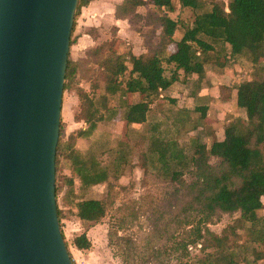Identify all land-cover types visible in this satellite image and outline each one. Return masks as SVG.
<instances>
[{
  "label": "rangeland",
  "instance_id": "obj_1",
  "mask_svg": "<svg viewBox=\"0 0 264 264\" xmlns=\"http://www.w3.org/2000/svg\"><path fill=\"white\" fill-rule=\"evenodd\" d=\"M171 1L175 12L172 16H177L182 24L185 22L184 25L192 20L194 14L201 12H180L176 0ZM222 2L225 6L228 0ZM83 9L85 8L78 9L69 37L67 58L76 61L77 66L72 81L66 83L69 87L63 89L61 95L58 132L59 140L63 143L69 135L86 128L85 124L74 121L73 117L79 112V100L72 87L81 88L94 99L102 94L103 84L98 76L99 70L86 56L87 52L103 42L117 38L122 40V45L115 50L127 56L126 53L132 45L141 49L142 36L149 31L143 25L147 6L136 9L138 19L126 18L121 23L119 32L113 29L111 13L106 8L99 12L100 16H96L92 10L93 13H86L84 17ZM92 27H98L99 31L96 32L97 29ZM177 31L173 39L178 38ZM84 33L91 37L98 36L93 47H90L91 43L88 46L78 44ZM103 57L104 55L101 58ZM233 63L232 66L237 70L236 64L244 66L241 72H235L238 78H229L230 85L237 82L236 89L251 74L245 68L244 61L235 60ZM260 68L264 69V63H260ZM261 74L264 76V70H261ZM209 77L210 75H205L199 79L197 86L195 80L190 84L173 86L166 93V99H162L161 92V98H155L146 114L145 122L139 125L125 126L122 120L125 108L120 97L109 96L106 112L99 111L103 120L95 124L88 137L78 138L73 143V150L80 156L92 158L107 169V183L82 189L78 180L72 177L73 184L69 188L65 185L71 175L68 173L69 163L63 157H58L54 176L55 206L59 211V230L72 264H121L122 260L126 264H218L215 259L220 250L201 249L193 243L194 228L202 229L204 226L216 235L224 231L227 240L221 253L222 256L230 255L232 264H264V244L259 241L262 237L259 223L250 227L248 223H235L237 213L219 215L217 212L210 214L208 221L201 223L203 217L198 213L199 207L195 204L198 187L191 186L196 181V176L189 162L184 167L169 164L170 171L180 172L178 181L172 182L169 173H165L160 164L154 161L156 155L151 153L155 148L152 145L155 139L157 142L161 141L160 143L162 140H171L177 145L176 150H180L188 161L194 143L200 141L199 136L205 128L214 127L219 130L225 121L234 120V117L244 118V110L235 108L231 102L230 92L223 95L220 93L224 76L211 74L212 82ZM94 84L97 86L94 87ZM206 97L213 101L207 106L201 125H197L193 133L186 134L185 131L200 119V113L195 112L193 103H201L202 98ZM127 99L134 103L139 100V96L128 95ZM241 125L244 127L245 123ZM262 158L264 162V149ZM218 163L217 159L208 161L216 170ZM69 189L72 190V196L67 194ZM81 199H97L103 202L104 216L96 223L80 222L75 217L74 204ZM260 202L263 209L258 211V215L264 216V197L260 198ZM230 228H234V235ZM109 232L125 239L117 241L118 247L114 249L119 250L121 256L108 246ZM81 233H85L90 243L87 251H77L71 246V240ZM200 242L198 240L196 244Z\"/></svg>",
  "mask_w": 264,
  "mask_h": 264
},
{
  "label": "trees",
  "instance_id": "obj_2",
  "mask_svg": "<svg viewBox=\"0 0 264 264\" xmlns=\"http://www.w3.org/2000/svg\"><path fill=\"white\" fill-rule=\"evenodd\" d=\"M91 1L77 0L74 18L78 9L86 7ZM176 3L179 8L201 12L194 14L190 25L184 27L177 16H171L174 10L171 0H122L114 6L116 19H138L136 9L148 7L143 18V25L149 28L148 34L142 36L145 52L134 57L128 49L127 56H124L115 50L122 45L117 38L87 52L86 56L99 70L102 94L94 99L81 88L72 87L79 100V112L73 117L74 121L85 124L86 128L69 135L64 143L59 140L58 132L54 176L58 157L61 156L69 163L68 173L71 175L65 181L69 188L73 184L72 177L78 180L82 189L107 183V169L92 158L80 156L73 150V143L78 138L88 137L95 124L102 121L99 111L106 112L109 96L120 97L125 108L122 116L125 126L142 124L149 106L162 91L177 81L178 76L201 75L203 66L213 61L210 52L214 44H226L230 55L243 57L254 68L251 78L235 89V105L244 110L245 126L242 127L240 121H234L223 127L220 141H212L208 147L203 143H194L188 161L171 140L160 143L155 139L152 142L155 148L151 153L156 155L154 161L165 173H169L172 182L178 181L180 172L170 171L169 164L184 167L189 162L196 176L191 186L198 187L195 204L203 217L201 223L208 221L209 215L216 212L219 215L237 213L235 223H248L250 227L259 223L262 233L259 241L264 244V216L258 215V211L263 209L260 198L264 196V76L261 75L264 69L260 68V63H264V0H228L225 6L222 0H176ZM177 28H182V34L175 41L173 35ZM72 29L73 24L71 32ZM76 66V61L67 58L63 89L69 87L66 83L72 81ZM135 94L139 100L130 103L127 96ZM210 159L219 161L217 170L208 164ZM67 194L72 196V190L69 189ZM74 209L80 222L96 223L104 216L105 206L97 199H81L74 204ZM56 216L58 220L57 208ZM230 230L234 235V228ZM194 234L193 243L201 249L220 250L215 259L218 264H232L230 255L222 256L221 253L227 240L224 231L216 235L204 226L202 229L194 228ZM198 240L201 242L196 244ZM117 241L125 239L116 233L107 234V244L111 249L118 247ZM71 246L77 251H87L90 243L85 233H81L71 240ZM114 251L121 256L119 250ZM121 264L126 262L122 260Z\"/></svg>",
  "mask_w": 264,
  "mask_h": 264
},
{
  "label": "water",
  "instance_id": "obj_3",
  "mask_svg": "<svg viewBox=\"0 0 264 264\" xmlns=\"http://www.w3.org/2000/svg\"><path fill=\"white\" fill-rule=\"evenodd\" d=\"M77 0H0V264H72L54 158Z\"/></svg>",
  "mask_w": 264,
  "mask_h": 264
},
{
  "label": "crops",
  "instance_id": "obj_4",
  "mask_svg": "<svg viewBox=\"0 0 264 264\" xmlns=\"http://www.w3.org/2000/svg\"><path fill=\"white\" fill-rule=\"evenodd\" d=\"M121 1L122 0H93L86 7H84L85 9H83L82 15L84 17V15L86 13H89V12L93 13L94 12L96 14V16H100L99 15V12H101L104 8H106L111 13L110 15H111V18L113 20L112 27L115 28V32H119L121 23H123L124 21H126V19H116L114 17V6L117 5V4H119ZM177 8L179 9L180 12L181 11H190V10H188L186 8H179L178 5H177ZM92 10H93V12H92ZM173 13H175L174 10H173ZM184 23H183V25H184ZM190 23H191V21L188 24L184 25V27L185 26H189ZM92 28L97 29L98 27H92ZM98 31H99V29L96 30V32H98ZM177 33H179V35H178V38L177 39H174L175 41L180 38V36L182 34V28L179 31H177ZM136 35L138 36V34H136ZM97 37L98 36H96L95 38H92L87 33H84L82 35V37L78 40L79 41L78 44L79 43L80 44H86V46H88L91 43L92 45H90V47H93L95 41L98 40ZM137 39L139 41H141V39H140L139 36L137 37ZM214 45H213L214 46L213 51L210 52L213 61H210V63L208 62V63H206L203 66V72H202V74L199 75V76L193 75V76H190L188 78H182V76H178V80L177 81H175L174 83H172L166 90L162 91V96H163L162 99H166L167 98L165 95H166V93H168V91H170L172 89L173 86H176L177 87L179 85H186L188 83L190 84L194 80L196 81V85L195 84L194 85L197 86V82L199 81V79L201 80L205 75H210L209 79H210V82H212L211 74H217V75L220 74L221 76H224L223 77V79H224V85L221 88L220 93H221V95H223V94H226L227 92H230L231 102H233L234 107L236 108V105H235V86H236L237 82H235L234 85L233 84L230 85L231 82H230V79L229 78L232 77V76H235L236 75V73H235L236 71L241 72L240 70H242V68L244 66H241V64H236L237 67H238V70H237L235 67H233L234 66V63L233 62L235 60L237 62L244 61L245 68L248 69V70H250L248 73H250L251 76L254 73V68L244 58L238 57L236 55H234V56L230 55L229 52H228V47H227L226 44L216 43ZM140 47H141V49L140 48L136 49V46L135 45H132L130 47V50H129L130 51V54L132 56H134V57H137L140 54H143L145 52V50H144V48L142 46V43L140 44ZM216 63H218V64L216 65ZM261 75L263 76V74H261ZM251 76H250V78H251ZM235 77H237V76H235ZM206 83H208V82H206ZM190 97H194V96L193 95H190ZM158 98H161V94L158 96ZM168 101L171 103L172 100L169 99ZM212 101L213 100L210 97H206V98H202L201 103H193L194 104V108H195V112L199 111V113H200V119H198V123L197 124L191 125L190 128L187 129V131H185L186 134L193 133L194 128L197 125L198 126L201 125V120L203 119L204 114L206 113L205 111H207V106L208 105H211ZM217 103H221V102H217ZM226 107H227V105H226ZM149 108H150V106H149ZM176 108H178L177 105H176ZM244 118H245V116H244ZM244 118L234 117L233 118L234 120H229L228 122L229 123H232L234 121H240V123L242 124V123H245L246 118H245V120H244ZM228 122L225 121L224 123H222V125L218 128L219 130H215L214 127L213 128H210V129L205 128V131H203L201 133V135L199 136V138H200V141L198 140L199 143H203V144L206 145V147H208L209 144L212 142V140L220 141L221 138H222V129H223L224 126L227 125L226 123H228ZM262 197H264V196H262ZM262 207H263V204H262Z\"/></svg>",
  "mask_w": 264,
  "mask_h": 264
}]
</instances>
